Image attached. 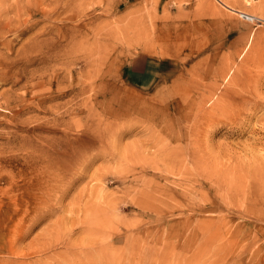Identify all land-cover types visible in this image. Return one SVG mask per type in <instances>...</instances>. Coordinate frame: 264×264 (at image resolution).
Returning a JSON list of instances; mask_svg holds the SVG:
<instances>
[{
  "label": "rangeland",
  "instance_id": "1",
  "mask_svg": "<svg viewBox=\"0 0 264 264\" xmlns=\"http://www.w3.org/2000/svg\"><path fill=\"white\" fill-rule=\"evenodd\" d=\"M263 167L264 0H0V264H264Z\"/></svg>",
  "mask_w": 264,
  "mask_h": 264
},
{
  "label": "crops",
  "instance_id": "2",
  "mask_svg": "<svg viewBox=\"0 0 264 264\" xmlns=\"http://www.w3.org/2000/svg\"><path fill=\"white\" fill-rule=\"evenodd\" d=\"M158 69V70H157ZM160 71V69L159 68H156V70H155V75L152 77V79L153 80H150V79H146V80H144V81H138L137 80V83L136 84H139L140 85V87H141V89H147L148 87L150 88L152 85H153V81H155L156 82V80H160V78L162 79V73H160L159 72ZM137 72V71H136ZM143 72V71H142ZM138 74H140L141 73V71H139L138 70V72H137ZM137 77V76H136ZM157 85V84H156ZM155 85V86H156ZM129 86V88H132V87H134V86H131L130 84L128 85ZM135 87H137V86H135ZM144 91V90H143Z\"/></svg>",
  "mask_w": 264,
  "mask_h": 264
},
{
  "label": "bare ground",
  "instance_id": "3",
  "mask_svg": "<svg viewBox=\"0 0 264 264\" xmlns=\"http://www.w3.org/2000/svg\"><path fill=\"white\" fill-rule=\"evenodd\" d=\"M232 9L235 10V11L238 10V9H236V8H232ZM242 9L244 10V8H242ZM242 9H241V11H243ZM263 168H264V167H263ZM263 168H262V169H263ZM262 169H261V170H262ZM261 175H262V174H261ZM92 246H93V245H92ZM139 249H140V248H139ZM96 250H97V249H96ZM102 251H103V250H102ZM103 255H104V254H103ZM110 256H111V255H110ZM101 257H102V256H101ZM116 257H117V256H115V257L113 258V261L111 260V261H109V262H111V263L113 262V264H116L117 261L114 260V259H117V258H118V257H117V258H116ZM142 258H143V257H142ZM144 259H145V258H144ZM144 259H142V260L145 261ZM96 260H97V258H96ZM99 260H100V259H98V262H99ZM101 260H107V259H104V258H103V259H101ZM101 260H100V262H102ZM109 260H110V259H109ZM117 260H118V262L120 261L119 259H117ZM126 260H127V259H126ZM90 261H91V260H89V262H90ZM114 261H115V262H114ZM124 261H125V260H124ZM150 261H151V259H150ZM150 261H148L149 264H151ZM158 261H159V260H158ZM158 261H157V262H158ZM89 262H88V263H89ZM109 262H108V260H107L106 264H108ZM129 262H130V261H129ZM138 262H139V260H138ZM159 262H160V261H159ZM92 263H93V261H92ZM102 263H103V262H102ZM111 263H110V264H111ZM154 263H155V262H154ZM154 263H153V264H154ZM164 263L167 264L168 262L165 261ZM90 264H91V263H90ZM99 264H100V263H99ZM130 264H132V263H130ZM135 264H137V263H135ZM143 264H145V262H143ZM194 264H195V263H194Z\"/></svg>",
  "mask_w": 264,
  "mask_h": 264
}]
</instances>
